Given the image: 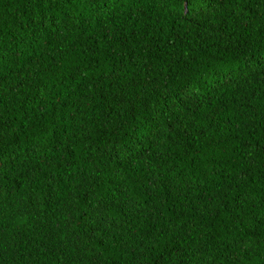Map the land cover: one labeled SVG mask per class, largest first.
I'll list each match as a JSON object with an SVG mask.
<instances>
[{"label": "trees", "instance_id": "16d2710c", "mask_svg": "<svg viewBox=\"0 0 264 264\" xmlns=\"http://www.w3.org/2000/svg\"><path fill=\"white\" fill-rule=\"evenodd\" d=\"M0 264H264V0H0Z\"/></svg>", "mask_w": 264, "mask_h": 264}]
</instances>
